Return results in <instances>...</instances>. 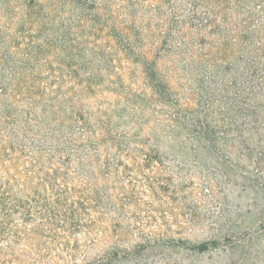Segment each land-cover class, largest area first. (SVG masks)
<instances>
[{"label": "rangeland", "instance_id": "1", "mask_svg": "<svg viewBox=\"0 0 264 264\" xmlns=\"http://www.w3.org/2000/svg\"><path fill=\"white\" fill-rule=\"evenodd\" d=\"M25 1L0 0V93L17 64L45 65L36 69L44 74L25 70L26 78L59 76L49 68L62 56L48 43L58 33L46 22L52 1ZM101 1L108 4L92 38L102 45L99 87L89 97L99 117L111 116L126 142L152 157L127 158L110 174L104 163L91 173L74 162L71 173H60L71 189L52 182L47 190L19 152L12 170L28 186L15 191L21 207L0 214L11 231L0 264H106L103 249L115 243L140 245L143 258L114 264H264V0ZM55 14L64 21L62 7ZM129 33L134 51L121 42ZM142 52L168 86L163 97L152 89ZM11 129L0 126L1 160L15 156ZM82 205L99 224L93 233L48 224L47 216Z\"/></svg>", "mask_w": 264, "mask_h": 264}, {"label": "trees", "instance_id": "2", "mask_svg": "<svg viewBox=\"0 0 264 264\" xmlns=\"http://www.w3.org/2000/svg\"><path fill=\"white\" fill-rule=\"evenodd\" d=\"M26 1L24 4L29 6L35 0ZM51 1L53 7L51 8L52 11L47 12L49 21L46 22L50 28L58 30V33L55 38L50 36L48 43L50 46H56L60 49L62 56L57 68H52V66L49 68L58 73L59 76L45 80L26 78L23 77V72L29 69L24 65L17 64L11 71L10 78L3 81L1 87L0 126L5 123L11 125L12 129L8 141L13 142V146L9 150L11 149L13 155L16 156L7 160L0 159V214L7 211L5 214L7 217L12 215L16 206L21 207L14 197L15 191L19 186H28L27 183H24V179L12 170V164L19 159V152L20 154L27 153L28 163L37 169H30V172L34 173L33 178H36L38 185L41 184L40 181L45 182L43 189L47 190L49 188L53 190L55 184L52 185V182L71 189L70 185L63 182L60 173L63 169L62 176L65 177L64 174H67L68 171L71 173L74 162L87 164L86 172L91 173L96 172V166L92 164L101 162L104 163L105 172L110 174L113 172L114 164H120L127 158H136L141 155L152 157V154L145 153L136 141L126 142L123 131L114 128L111 116L99 117V114L95 112L99 111L100 108H95L90 99L93 97L92 93L99 87V83L96 81L99 73V69L96 67L98 62L96 61H100L101 58L98 57L97 46L102 47L101 43L97 46L92 45V38L98 37L99 31H101L99 25L103 24L101 19L108 2L101 0ZM60 6L66 13L64 21L61 23L58 20L55 22L53 18L56 16L55 13L59 12ZM106 35L110 36L109 33ZM131 37L130 33L123 35L121 42L124 46L126 45L127 49L134 51ZM49 52L48 54H50ZM41 53L45 54L46 52ZM142 57L145 68L150 66L146 70V74L154 92L162 97L163 94H168V86L159 75L155 63L150 61L146 52H142ZM27 65L31 66V64ZM42 66L45 67V65ZM38 67H31L28 73L33 75L44 74L40 72L43 68L39 71L36 70ZM50 69L48 70L49 73ZM81 71L86 74H82ZM83 75H86L87 79H84ZM73 77L76 80L67 79ZM51 81L57 82V84H53ZM86 104H90L92 109L86 107ZM94 116H96L95 119ZM25 136L30 137L31 140ZM23 138L28 139L31 146L22 143L24 142ZM34 139L39 140V142L34 143L32 141ZM4 147L6 146L2 145L1 149ZM3 154L5 156L9 154V157L13 156L6 150ZM47 176L53 181H49ZM53 194L58 195L59 192ZM63 196L65 195H58V197ZM68 198L69 194L67 193L65 199ZM81 200L88 202L90 199L83 197ZM45 202L50 204V199H45ZM73 202L78 203L79 200L74 199ZM32 208L29 206L27 211H31ZM68 209L71 208L68 207ZM68 209L63 213L47 216L48 224L61 222L75 229L88 226L89 233H93L95 226L98 227L99 224L88 217L91 213L87 206L82 205L79 209ZM40 212L43 213L41 209ZM29 214L32 215L31 212ZM1 217L0 245L2 244L1 241L8 243L7 236L11 234V231L8 230V222H3ZM17 238L20 239L21 236ZM10 247L12 248V245ZM103 252V260L100 262L106 264H114L118 260L128 261L132 258H143L140 245L127 248L116 243L109 244L103 249ZM3 255L0 252V256Z\"/></svg>", "mask_w": 264, "mask_h": 264}]
</instances>
